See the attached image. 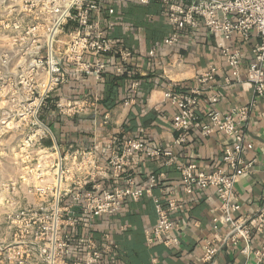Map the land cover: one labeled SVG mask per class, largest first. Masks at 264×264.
<instances>
[{
    "label": "crops",
    "instance_id": "1",
    "mask_svg": "<svg viewBox=\"0 0 264 264\" xmlns=\"http://www.w3.org/2000/svg\"><path fill=\"white\" fill-rule=\"evenodd\" d=\"M166 1L185 5L189 0H123L114 2L112 16L104 5L94 12L92 18L100 26L113 23L107 32L113 47L103 56L102 73L96 77L92 70L78 71L73 64L64 63L65 80L48 95L39 119L68 165H73L74 152L88 150H94L103 165L110 150L108 143L112 141L120 147L126 137L143 141L148 149L170 150L175 159L168 165L163 156L150 159L138 153L128 158L119 179L105 177L101 181L104 187L122 185L127 179L138 185L151 174L160 176L154 193L164 200H176L177 208L169 215L180 228L178 242H166L172 233L160 239L151 234L156 224L151 199H125L113 214L82 218L76 225L64 228L71 249L68 264L80 261L90 247L101 251L100 264H202L203 241L214 234L211 220L218 205L215 190L196 188L186 194L181 187V169L187 163H195L203 171L225 167L222 153L231 138L217 130L204 136L200 127L208 123L205 114L210 108L226 113L232 106L251 99L247 86L230 79L221 48L224 44L240 50L239 78L245 80L256 37L252 32L249 40L243 42L235 34L223 42L203 25L189 28L172 24ZM71 28V24L66 26L67 30ZM172 33H177L178 41L164 45L163 39ZM87 60L93 61V57ZM212 65L217 68L211 83L219 95L218 101L211 103V91L204 92L196 110L198 120L189 128L186 139L175 144L176 132L171 123L175 108L164 98V91L172 85L178 89L196 85L197 76ZM75 100H88L92 106L79 115L56 110L59 101ZM49 101L53 106L49 107ZM248 133L252 148L243 158L252 166L233 188L240 204L237 215L243 216L264 207V95L252 110ZM73 209L78 212L81 205ZM227 231V226L220 225L216 239ZM244 247L246 253L241 252ZM262 247L264 235L252 230L249 242L223 247L215 264H264V257L258 260L255 255Z\"/></svg>",
    "mask_w": 264,
    "mask_h": 264
},
{
    "label": "built area",
    "instance_id": "2",
    "mask_svg": "<svg viewBox=\"0 0 264 264\" xmlns=\"http://www.w3.org/2000/svg\"><path fill=\"white\" fill-rule=\"evenodd\" d=\"M120 1L123 0H19L23 7L24 20L34 23L48 21L51 24L52 41L45 61L47 82L43 86L42 94L36 96V91L32 92L28 108L20 113L22 119L33 118L32 125L37 123L43 131L49 133L48 128L41 121L36 122V119L48 95L64 82V63L73 64L78 71L92 70L96 77H99L104 68L103 56L111 52L113 47L112 38L107 36V32L113 28V23L107 22L105 27H102L92 17L103 5L112 16L115 11L114 2ZM167 4L168 18L172 24L189 28L203 25L223 42L235 34H238L243 42L249 40L252 32L256 37L245 80L239 78L240 50L230 49L224 44L221 48V54L229 68L230 79L247 86L252 92L251 99L232 106L226 113L210 108L205 114L208 123L200 127V133L204 136L217 130L231 138L232 142L222 153L225 167L203 171L199 170L195 163H187L181 169V187L186 194L192 193L196 188L215 190L218 205L216 215L211 220L214 234L204 239L201 256L202 264H215L223 247L238 245L241 241L249 242L252 230L264 235V207L249 215H237L240 204L238 198L233 195L234 184L240 176L249 172L252 166L251 162L244 160L243 154L252 148L248 127L252 123V110L256 101L264 95V0H189L185 5L170 1ZM36 9L41 10L43 15L36 14ZM69 24L73 28L67 30L66 26ZM60 34L62 37H59ZM177 41V33H172L163 39V44L171 46ZM36 49L35 57L29 63L33 70L40 68L41 64L39 51ZM88 57H93V61H88ZM216 69L213 65L209 66L197 76L196 85L179 89L172 85L164 91V98L175 108L171 117L172 128L176 132L175 144H180L186 139L189 128L198 120L196 110L200 96L206 91H211V103L218 101L219 95L213 90L211 83ZM91 106L92 102L88 100L69 103L59 101L56 103V110L60 114L79 115ZM52 148L57 159L47 166L48 170H45V166L36 165V181L58 183L57 188L54 186L53 205L49 206L47 212L36 208V222L29 226L32 227L30 229L24 227L26 231L36 230V235L34 238H15L6 248V264H68L67 258L71 253L69 235L61 227L62 222H57L58 214H66L68 221L65 225L74 226L82 218L94 219L115 213L125 199H151L156 214V224L151 234L160 239L172 233L173 236L166 242H178L180 228L172 222L169 215L177 208L176 200H164L154 193L159 186L160 176L151 174L145 183L138 185L132 179H127L122 185L104 187L101 181L105 177L119 179L128 158L138 153L150 159L163 156L166 158L165 164L168 165L175 159L170 150L160 147L148 149L143 141L126 137L120 147L115 146L112 141L108 143L110 150L103 165L98 161L94 150L74 152L73 165H68L58 146L54 145ZM63 174L65 190L61 194L60 182ZM36 191L39 196L46 193L45 189L40 187ZM60 195H65V203L61 206ZM77 204L81 205L78 212L73 209ZM24 213L21 212L22 215ZM220 225L227 226L228 231L220 239H216ZM246 250L244 247L241 252L246 253ZM255 255L261 260L264 257V247L256 250ZM101 257L100 250L90 247L80 261L72 264H100Z\"/></svg>",
    "mask_w": 264,
    "mask_h": 264
},
{
    "label": "rangeland",
    "instance_id": "3",
    "mask_svg": "<svg viewBox=\"0 0 264 264\" xmlns=\"http://www.w3.org/2000/svg\"><path fill=\"white\" fill-rule=\"evenodd\" d=\"M22 9L19 0H0V264H6V248L15 238H34L36 230L26 231L24 227L30 229L36 222V208L46 211L53 205L54 186L58 185L36 181V165L48 170L56 158L51 136L37 123L32 125L33 118L20 117L30 104L32 92L42 94L47 82L45 61L52 42L51 24L27 22ZM36 14L41 16L43 12L36 9ZM35 48L41 64L33 70L29 63L35 57ZM37 117L36 122L40 121L39 113ZM63 183L64 174L61 194ZM39 187L45 189V195L39 196ZM63 197L60 195V206L65 203ZM67 221L66 214H58L57 222H62L63 230L68 227Z\"/></svg>",
    "mask_w": 264,
    "mask_h": 264
},
{
    "label": "trees",
    "instance_id": "4",
    "mask_svg": "<svg viewBox=\"0 0 264 264\" xmlns=\"http://www.w3.org/2000/svg\"><path fill=\"white\" fill-rule=\"evenodd\" d=\"M52 104H53L52 102H50V101L48 102L49 107L53 106Z\"/></svg>",
    "mask_w": 264,
    "mask_h": 264
}]
</instances>
